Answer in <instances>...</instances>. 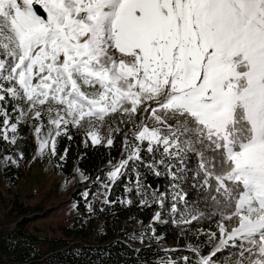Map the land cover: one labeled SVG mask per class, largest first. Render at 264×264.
<instances>
[{"label": "snow or ice", "instance_id": "snow-or-ice-1", "mask_svg": "<svg viewBox=\"0 0 264 264\" xmlns=\"http://www.w3.org/2000/svg\"><path fill=\"white\" fill-rule=\"evenodd\" d=\"M0 118V140L12 145L30 126L33 160L55 158L70 127L86 147L122 135L103 203L130 166L141 195L138 168L162 167L173 222H215L195 230L207 239L187 245L195 260L184 264H264V0H0ZM168 195L154 191L151 203Z\"/></svg>", "mask_w": 264, "mask_h": 264}, {"label": "trees", "instance_id": "trees-1", "mask_svg": "<svg viewBox=\"0 0 264 264\" xmlns=\"http://www.w3.org/2000/svg\"><path fill=\"white\" fill-rule=\"evenodd\" d=\"M18 131L22 138L15 145L0 140V178L6 189L24 180L30 171L45 161L49 162L51 172L58 175L61 183H67L77 174L74 172L77 166L89 179L74 180L75 189L68 198L71 211L46 228L37 226L36 221L49 214L50 209H43L49 197L48 190L34 189L30 196H37L38 200L32 203L3 196L0 191V264H159L165 257L184 264L183 257L195 260L187 245H203L207 239L205 236L198 239L195 230H215V222L209 220L193 222L190 226L173 222L179 218L171 212L170 185L173 181L162 167L160 175L142 165L138 168L146 195L135 190L137 176L130 166L110 187L107 199L114 203L105 204L98 199L100 187L110 170L108 162L115 163L121 157L122 135H116L111 148L92 146L90 140L86 147L83 134L70 127L72 140L69 141L67 136L58 137V155L50 161L48 158L33 160L36 144L28 124L20 125ZM65 148L69 149L67 158L60 161L59 156ZM142 155L145 160L150 158L147 153ZM5 156L16 163L12 160L5 162ZM97 177L100 181L96 180ZM192 183L189 178L181 185L189 194L190 204L197 199ZM126 186L133 190L126 193ZM85 191L89 193L87 198L83 195ZM154 191L169 193L163 205L151 203ZM145 198L149 200V206L140 204ZM121 200L131 203H121ZM157 213V219L153 220ZM141 232L145 233L143 243L131 239L133 234L139 236ZM171 249L176 251H166ZM209 250L205 246L202 253L207 254Z\"/></svg>", "mask_w": 264, "mask_h": 264}, {"label": "rangeland", "instance_id": "rangeland-1", "mask_svg": "<svg viewBox=\"0 0 264 264\" xmlns=\"http://www.w3.org/2000/svg\"><path fill=\"white\" fill-rule=\"evenodd\" d=\"M74 180L83 181L78 174H75L67 183H61L58 175L51 172L49 162L45 161L30 171L24 180L13 187H9V189H6L7 186L0 178V191L3 196L32 203L38 200L37 196H30V193L34 189H38L39 191L48 190L49 197L43 205V209H50L49 214L47 217L36 221L37 226L46 228L48 224L65 217L71 211L72 204L68 201V198L70 193L75 189Z\"/></svg>", "mask_w": 264, "mask_h": 264}, {"label": "built area", "instance_id": "built-area-1", "mask_svg": "<svg viewBox=\"0 0 264 264\" xmlns=\"http://www.w3.org/2000/svg\"><path fill=\"white\" fill-rule=\"evenodd\" d=\"M103 192H104V189H103L102 186H101V187H100V192H99V194H98V199H100V200H104V196L102 195ZM137 241L139 242L140 240L137 239ZM157 246H158V247H163V246L160 245V244H158Z\"/></svg>", "mask_w": 264, "mask_h": 264}]
</instances>
